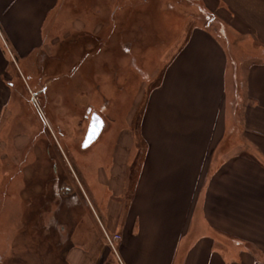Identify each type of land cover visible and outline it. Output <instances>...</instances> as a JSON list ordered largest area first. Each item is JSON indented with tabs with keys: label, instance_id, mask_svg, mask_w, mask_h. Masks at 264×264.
<instances>
[{
	"label": "crops",
	"instance_id": "1",
	"mask_svg": "<svg viewBox=\"0 0 264 264\" xmlns=\"http://www.w3.org/2000/svg\"><path fill=\"white\" fill-rule=\"evenodd\" d=\"M62 1L0 0V149L17 105L15 64L37 63ZM199 4L209 25L190 28L148 91L133 160L118 138L94 166L110 194L102 219L64 224L63 264H264V0ZM91 153L77 165L85 183ZM107 232L120 235L114 248Z\"/></svg>",
	"mask_w": 264,
	"mask_h": 264
},
{
	"label": "rangeland",
	"instance_id": "2",
	"mask_svg": "<svg viewBox=\"0 0 264 264\" xmlns=\"http://www.w3.org/2000/svg\"><path fill=\"white\" fill-rule=\"evenodd\" d=\"M83 1L80 18L56 20L64 49L49 33L35 65L15 64L17 105L8 104L15 112L4 126L7 142L0 149V264H38V258L63 264L64 224L68 229L89 214L102 219L98 203L110 194L95 183L94 166L111 160L118 138L141 146L133 132L148 91L190 28L209 25L200 0H145L136 12L120 11L110 31L112 0ZM76 32H86L85 39ZM90 112L106 127L92 146L81 149ZM15 140L22 141L16 151ZM89 151L85 183L77 165Z\"/></svg>",
	"mask_w": 264,
	"mask_h": 264
},
{
	"label": "trees",
	"instance_id": "3",
	"mask_svg": "<svg viewBox=\"0 0 264 264\" xmlns=\"http://www.w3.org/2000/svg\"><path fill=\"white\" fill-rule=\"evenodd\" d=\"M143 1L145 0H112V7L111 12L109 14V21H110V25L108 30L111 31L112 27L114 26L115 23V18L118 16H121L122 14L119 13L120 11L122 12H136L137 11V5L139 3H143ZM144 5V4H143ZM86 11V7L84 4V1L82 0H70V1H64L61 5V9H58V12L60 11V13L56 14V19H58L59 17L63 20L66 19L67 17H69V20H72L74 18H80L81 15H83V11ZM59 15V16H58ZM63 16V17H61ZM56 23H59L56 21ZM54 24L53 26V30L52 32H50V37L52 38H62L63 35V30L59 31L57 30L58 25ZM63 32V33H62ZM54 33V35L52 34ZM86 32H76V36L78 37V39H85V34ZM73 38V37H72ZM65 44V45H64ZM66 46V40H62L59 43V47H61L62 49H64V47ZM141 161H142V152H139L137 154V156L135 157L132 166H131V171H130V175H131V185H133L137 179V171L139 170L140 166H141Z\"/></svg>",
	"mask_w": 264,
	"mask_h": 264
},
{
	"label": "water",
	"instance_id": "4",
	"mask_svg": "<svg viewBox=\"0 0 264 264\" xmlns=\"http://www.w3.org/2000/svg\"><path fill=\"white\" fill-rule=\"evenodd\" d=\"M103 127L104 121L102 117L97 112H92L83 141L81 143V147L86 148L89 147L92 143H94L101 134Z\"/></svg>",
	"mask_w": 264,
	"mask_h": 264
},
{
	"label": "built area",
	"instance_id": "5",
	"mask_svg": "<svg viewBox=\"0 0 264 264\" xmlns=\"http://www.w3.org/2000/svg\"><path fill=\"white\" fill-rule=\"evenodd\" d=\"M105 238H106L107 244L111 248H114L115 244L120 240V235L116 233L111 236L105 234Z\"/></svg>",
	"mask_w": 264,
	"mask_h": 264
},
{
	"label": "flooded vegetation",
	"instance_id": "6",
	"mask_svg": "<svg viewBox=\"0 0 264 264\" xmlns=\"http://www.w3.org/2000/svg\"><path fill=\"white\" fill-rule=\"evenodd\" d=\"M89 109H90V108H89ZM90 115H91V112H90ZM90 115H89V117H88L89 119H90ZM102 119H103V118H102ZM103 121H104V120H103ZM105 127H106V122L104 121V127H103V129H105ZM94 143H95V142H94ZM94 143H92L90 146H92ZM90 146H89V147H90ZM87 148H88V147H86V148H82V147H81V149H87Z\"/></svg>",
	"mask_w": 264,
	"mask_h": 264
}]
</instances>
